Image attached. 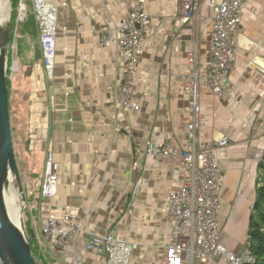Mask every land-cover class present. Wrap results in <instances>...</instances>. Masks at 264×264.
Masks as SVG:
<instances>
[{
    "label": "crops",
    "instance_id": "0c3cea01",
    "mask_svg": "<svg viewBox=\"0 0 264 264\" xmlns=\"http://www.w3.org/2000/svg\"><path fill=\"white\" fill-rule=\"evenodd\" d=\"M59 7L56 66L50 79L43 67L40 31L15 35L9 80L18 122L26 126L29 149L39 155L42 177L31 186L35 235L42 236L50 210L71 208L84 231L56 259L61 264H107L87 250L93 235L115 231L131 246L129 264H160L175 240L166 206L180 189L185 171L177 159L146 155L149 146L188 147L191 121L184 80L188 54L197 49L204 69L211 59L213 10L201 0L194 19L179 21L178 0H48ZM66 6H63V4ZM152 15L154 35L139 51L136 75L139 111L124 108L115 90L123 76L116 45L103 47L98 30L114 28L137 4ZM20 20V19H19ZM239 49L223 95L202 89L200 138L230 144L219 151L224 173L219 216L221 243L235 255L249 250L251 218L264 165V0H244L236 34ZM60 165L57 195L41 194L47 153ZM31 159V158H30ZM0 264L1 261H0ZM226 264L220 257L214 262Z\"/></svg>",
    "mask_w": 264,
    "mask_h": 264
},
{
    "label": "built area",
    "instance_id": "2783aa9c",
    "mask_svg": "<svg viewBox=\"0 0 264 264\" xmlns=\"http://www.w3.org/2000/svg\"><path fill=\"white\" fill-rule=\"evenodd\" d=\"M31 1L40 31L43 67L52 79L56 66L59 7L48 0ZM178 2L182 14L179 21L182 23L194 19L201 8V0ZM243 2L244 0L211 2V59L202 69L198 50L194 49L188 54L189 69L184 80V87L189 94L191 117L185 133L187 149L179 151L170 143L146 149V155L155 159H177L185 171L183 186L172 190L168 197L166 214L175 240L166 248L160 264H200L214 262L220 257L225 259L226 264H253L256 261L249 250L240 256L235 255L220 240L221 190L225 178L218 155L222 148L230 144L231 139L226 135L212 142L200 138L201 91L203 88L207 89L217 98L223 95L224 85L238 55L236 34L239 31ZM24 10L25 5L22 4L20 19L24 17ZM98 35L101 46L116 45L118 56L123 61L122 80L115 90L118 103L128 110L139 111L136 75L139 69V51L154 35L151 13L144 4L139 3L119 25L114 28L102 27L98 30ZM16 70L17 66L13 68V72ZM12 77L13 74L11 79ZM59 170L60 165L55 160L54 153L49 151L41 183V194L45 199H52L57 195ZM83 231V222L66 206L50 210L41 229L42 236L48 240V250L57 257L64 255ZM87 250L105 254L107 264H129L131 246L118 240L115 231L93 235L87 244Z\"/></svg>",
    "mask_w": 264,
    "mask_h": 264
},
{
    "label": "trees",
    "instance_id": "16d2710c",
    "mask_svg": "<svg viewBox=\"0 0 264 264\" xmlns=\"http://www.w3.org/2000/svg\"><path fill=\"white\" fill-rule=\"evenodd\" d=\"M11 3V21L13 18L16 20L17 25L11 27V41L14 40L15 35H22L25 33H35V19L33 15H29L27 12V6L25 4V0H10ZM25 5V15L22 19L20 18V8L21 5ZM10 7V4H9ZM15 15V17H14ZM13 65V58L10 56L9 59V71H11V67ZM18 75V71L13 73V79L8 80V91H9V102H10V113H11V124H12V132H13V139L16 144V141H21L25 144L24 151L25 156L27 159L31 158L32 153L29 149L30 146V136L26 126H21L18 122L19 118L18 115L14 116L13 110L15 109V104L13 105V99L11 94V86L13 81ZM16 125L14 126L13 123ZM16 129L18 132L16 133ZM20 134V135H19ZM27 163V161H26ZM18 164L21 172V177L24 180V190L26 194L27 191L30 190L29 182L35 183L41 178L42 168L41 165L37 167L36 170L27 164L25 165L24 162H20L18 159ZM263 182L259 185L257 190V200L256 205L254 207V211L251 218V226H250V246L249 252L255 258V263L253 264H264V165H263ZM28 177L30 181H28ZM27 180V181H26ZM27 197V209L25 211L26 215V232L31 244L32 255L37 264H61L57 259L56 255L52 254L48 248H46L42 241L38 240L35 235V227L34 223L36 219H34V213L30 211L29 205V196ZM251 264V263H246Z\"/></svg>",
    "mask_w": 264,
    "mask_h": 264
},
{
    "label": "water",
    "instance_id": "95a60500",
    "mask_svg": "<svg viewBox=\"0 0 264 264\" xmlns=\"http://www.w3.org/2000/svg\"><path fill=\"white\" fill-rule=\"evenodd\" d=\"M24 12L25 10L23 11V16ZM10 41L11 29L10 22H8V55L6 63L3 62L0 56V261L2 264H37L32 255L30 240L24 224L25 207L22 208L23 223L19 226L12 215H10L4 199V180L6 174L10 171L19 185L24 204L27 201L24 187L22 186L11 124L8 91Z\"/></svg>",
    "mask_w": 264,
    "mask_h": 264
},
{
    "label": "rangeland",
    "instance_id": "374dc122",
    "mask_svg": "<svg viewBox=\"0 0 264 264\" xmlns=\"http://www.w3.org/2000/svg\"><path fill=\"white\" fill-rule=\"evenodd\" d=\"M1 2H4V8H3V18L5 19L6 22H10V29L11 27H14L15 25H17V22L16 20L13 18V21H11V3H10V0H2ZM9 4H10V7H9ZM25 4L27 6V12L29 15H33L34 16V19L35 18V14H34V8H33V4H32V1L31 0H25ZM20 16H21V8H20ZM15 17V15H14ZM2 19V17H0ZM20 19V18H19ZM11 51H13V45H11V41H10V47H9V56H8V59H10V56H12V53ZM8 71H9V66H8ZM8 76H10V73L8 72ZM14 105V104H13ZM14 112V116L17 115V110L16 108L13 110ZM14 126L16 125V121L15 123H13ZM18 132V129H16V133ZM20 135V134H19ZM14 146H15V152H16V156H17V161L18 159L20 160V162H24L25 165H29V167L31 166L33 168V170H36L37 167L40 166V158H39V155L37 154H33L31 157V159H27V157L25 156V151H24V147H25V144L21 141H16V144L14 142ZM27 161V163H26ZM19 166V164H18ZM20 170V168H19ZM21 174V172H20ZM43 174V172H42ZM42 174H41V177H42ZM22 178V177H21ZM25 179L23 180L22 179V186L24 187V182ZM27 181V180H26ZM28 181H30L29 177H28ZM33 184V183H32ZM31 182H29V187H30V190H28L27 194L24 190V194H25V197L26 196H29V199L33 198V196L31 195L32 193V188L30 185H32ZM14 187H15V193H16V199H15V205L18 206V211L20 212L21 208H24V224H25V228H26V215H25V211L27 209V202H25L24 204V201L22 199V195H21V192L19 191V185L17 183V181L14 179ZM27 198V197H26ZM38 198L35 197L34 199H31L29 200V205H30V211L32 212L33 211V205H37L38 204ZM34 212V211H33ZM32 212V214H33Z\"/></svg>",
    "mask_w": 264,
    "mask_h": 264
},
{
    "label": "bare ground",
    "instance_id": "6f19581e",
    "mask_svg": "<svg viewBox=\"0 0 264 264\" xmlns=\"http://www.w3.org/2000/svg\"><path fill=\"white\" fill-rule=\"evenodd\" d=\"M7 1V0H6ZM4 2H0V56L4 63L7 61L8 55V22L3 18ZM14 187V177L10 171L6 174L4 180V199L10 215L14 218L15 222L21 226L23 223L22 208L18 211V206L15 205L16 193Z\"/></svg>",
    "mask_w": 264,
    "mask_h": 264
}]
</instances>
